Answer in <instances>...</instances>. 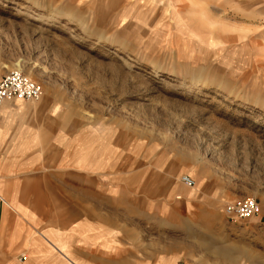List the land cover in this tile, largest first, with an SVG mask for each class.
<instances>
[{
    "label": "rangeland",
    "instance_id": "obj_1",
    "mask_svg": "<svg viewBox=\"0 0 264 264\" xmlns=\"http://www.w3.org/2000/svg\"><path fill=\"white\" fill-rule=\"evenodd\" d=\"M15 68L41 89L0 114L19 264H264V0H0ZM34 228L63 249L33 260Z\"/></svg>",
    "mask_w": 264,
    "mask_h": 264
},
{
    "label": "crops",
    "instance_id": "obj_2",
    "mask_svg": "<svg viewBox=\"0 0 264 264\" xmlns=\"http://www.w3.org/2000/svg\"><path fill=\"white\" fill-rule=\"evenodd\" d=\"M1 78V77H0ZM25 101H10L6 102L0 108V114H12L25 107ZM38 187L37 184L31 185L32 190H36ZM11 197L4 189H0V264H19L24 261H20L19 258L24 255V253L19 254L15 258V252L17 251L16 241L19 236L20 228L18 226H13L11 232L6 239H4L5 225H4V206L11 207ZM66 234L62 232H53L52 229L48 230H39L34 228V230L27 229L25 234L21 236V247L25 248L33 260L43 261L49 259L48 254L50 253V248L52 249L54 244L58 245L63 249L62 246V236ZM59 251V250H58ZM66 252H63L64 254ZM64 256V255H63ZM27 258V257H26ZM31 264V263H30Z\"/></svg>",
    "mask_w": 264,
    "mask_h": 264
},
{
    "label": "built area",
    "instance_id": "obj_3",
    "mask_svg": "<svg viewBox=\"0 0 264 264\" xmlns=\"http://www.w3.org/2000/svg\"><path fill=\"white\" fill-rule=\"evenodd\" d=\"M41 98L40 86L24 72L12 70L0 78V108L6 102L25 101L36 102ZM181 182L192 187L194 182L187 176L181 177ZM224 216L231 221H246L260 213V206L255 199L246 198L234 203H228L223 208ZM20 261L26 260L22 255Z\"/></svg>",
    "mask_w": 264,
    "mask_h": 264
},
{
    "label": "bare ground",
    "instance_id": "obj_4",
    "mask_svg": "<svg viewBox=\"0 0 264 264\" xmlns=\"http://www.w3.org/2000/svg\"><path fill=\"white\" fill-rule=\"evenodd\" d=\"M17 66V65H16ZM19 66V65H18ZM20 67V66H19ZM14 70H19V69H17V68H15ZM21 71V70H20Z\"/></svg>",
    "mask_w": 264,
    "mask_h": 264
}]
</instances>
